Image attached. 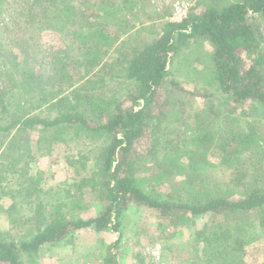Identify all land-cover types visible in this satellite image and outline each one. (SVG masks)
I'll list each match as a JSON object with an SVG mask.
<instances>
[{
	"label": "trees",
	"instance_id": "trees-1",
	"mask_svg": "<svg viewBox=\"0 0 264 264\" xmlns=\"http://www.w3.org/2000/svg\"><path fill=\"white\" fill-rule=\"evenodd\" d=\"M158 16L148 0H0V200H13L0 215L28 227L0 232V264H39L43 246L86 229L114 235L100 264H121L130 206L168 227L209 216L195 232L206 263L245 264L244 247L264 237V0H200L139 39ZM45 32L57 46L45 48ZM179 55L184 77L195 73L214 92L202 98L222 107L187 111L168 68ZM54 153L90 167L67 202H50L42 172L30 174ZM184 162L193 178L174 173ZM82 189L101 204L95 216L68 209ZM22 204L29 215L15 217Z\"/></svg>",
	"mask_w": 264,
	"mask_h": 264
},
{
	"label": "rangeland",
	"instance_id": "rangeland-1",
	"mask_svg": "<svg viewBox=\"0 0 264 264\" xmlns=\"http://www.w3.org/2000/svg\"><path fill=\"white\" fill-rule=\"evenodd\" d=\"M148 1L149 12L154 14V16L155 14L159 16L158 20L145 24L149 28L147 31L144 30L140 33L139 39L141 40H147V38L153 36L150 33L151 29H153L152 27L157 30V27L163 21L166 22L172 19L176 7H181L182 10L186 9L187 16L190 9L200 2V0ZM20 4L21 2L18 4H13L12 2L8 11L11 10L10 7L19 6ZM249 18L256 19V16L250 15ZM2 21L6 26L11 24L8 15H4ZM40 38L45 43L46 49H52L53 46H57V38L51 34H46L45 32ZM180 59V55L176 58L174 57L168 68L172 74V79L187 92L185 94L187 111L190 113L201 111L205 109L209 102L215 104L216 110L222 107L219 104V96L217 95L209 98V100L202 98L204 90L208 89L210 94L214 92H211L208 86H204V83L197 81L196 76H194L196 75L195 73H192L188 78L184 77L189 60L179 67ZM178 67L182 71H177L176 68ZM195 68L200 69L201 66L196 65ZM88 142L92 145L95 140L90 138ZM32 147L35 150L34 146ZM183 164L184 166H178L174 169L176 176L180 179L193 178L194 173L188 169L185 162ZM148 165L150 164H145V166ZM239 167L240 169L242 167L245 168V165L240 164ZM88 169H90L89 166L82 170L78 165L73 167L67 165L64 155L59 153H54L50 157H38L30 164L31 175H36L38 171L42 172L41 185L47 190L48 194H45V196H48L47 199L50 202L59 200L67 202L69 198L67 192L68 194L70 192L71 196L74 194L75 187L73 184L78 180V176ZM221 181H226V179L223 178ZM166 188L167 185L163 184L158 186L157 190L162 193L166 192ZM12 201L10 195H7L1 198L0 203L7 209ZM71 202L68 206L70 213H75L82 218L95 216L101 210V204L98 199L86 189H82L80 198ZM24 207L25 204L20 205L14 216H28V211L24 210ZM209 219V216H203L196 218L193 223L188 222L183 226L168 227L164 220L158 218L156 212L138 206H130L121 219L123 237L116 252L119 261L121 264H217V262L218 264H234L232 262H219L218 260L212 261L213 263L204 261L206 257H204L203 243L202 241L197 242L195 232L200 231ZM27 228L23 231L16 229L11 226L6 215H0V232H7L10 238H18V235H22L28 230ZM114 239L115 236L107 232L96 233L90 229L77 231L72 234L71 240L68 239L60 244L43 246L37 260L39 264H100L105 254V248ZM243 260L245 264H264V237H259L244 247Z\"/></svg>",
	"mask_w": 264,
	"mask_h": 264
},
{
	"label": "built area",
	"instance_id": "built-area-1",
	"mask_svg": "<svg viewBox=\"0 0 264 264\" xmlns=\"http://www.w3.org/2000/svg\"><path fill=\"white\" fill-rule=\"evenodd\" d=\"M186 17V9L182 10L181 7L175 8L174 17L169 22H180Z\"/></svg>",
	"mask_w": 264,
	"mask_h": 264
}]
</instances>
